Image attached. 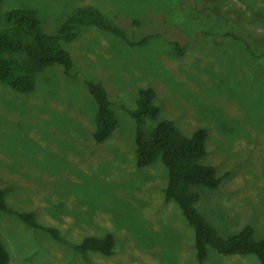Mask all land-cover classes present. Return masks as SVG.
<instances>
[{"label":"rangeland","instance_id":"obj_1","mask_svg":"<svg viewBox=\"0 0 264 264\" xmlns=\"http://www.w3.org/2000/svg\"><path fill=\"white\" fill-rule=\"evenodd\" d=\"M132 1V0H131ZM4 0L34 9L55 32L73 5L95 6L131 40L96 27L60 40L73 65L54 63L36 74L33 91L0 82V238L10 264H258L254 257L196 258L194 227L167 200L168 170L158 159L138 166V125L130 111L141 88L152 87L159 119L186 134L209 130L204 162L224 176L200 191L197 208L224 237L252 226L264 239V0ZM179 4V5H178ZM174 5V6H171ZM173 42L183 47L176 53ZM101 83L119 118L96 142ZM145 133L157 120L146 119ZM34 212L42 224H26ZM42 226L56 228L61 239ZM115 238L111 254L78 251L87 237Z\"/></svg>","mask_w":264,"mask_h":264},{"label":"trees","instance_id":"obj_2","mask_svg":"<svg viewBox=\"0 0 264 264\" xmlns=\"http://www.w3.org/2000/svg\"><path fill=\"white\" fill-rule=\"evenodd\" d=\"M127 1L135 3L134 0ZM3 2L4 0H0V82L23 93L34 90L36 74L47 66L61 63L67 71L72 68L73 59L61 46L60 40L74 41L86 27H96L135 46H141L152 36L158 35L153 33L131 40L128 32L116 22L118 19L116 16L109 17L95 6H76L72 3L70 4L73 5V11L66 15L57 31L47 32L34 9L11 7L3 14L1 12ZM173 44L176 53H183V47L178 46L180 45L178 42ZM89 89L98 107L94 139L101 143L119 126V118L111 106L107 90L101 83H89ZM155 98L156 92L152 87L141 88L136 106L130 111L138 125L136 136L138 166H150L158 159L166 166L169 182L165 188V196L168 201L172 200L178 204L194 227L198 262H203L213 249L221 256L254 257L258 264H264V239L257 238L252 226L224 237L196 206L201 189H215L224 178L218 176L214 166L204 162L209 139L208 128L201 126L191 134H186L172 119L158 120L160 107ZM146 119L157 122L145 133ZM8 208L6 189L0 186V211ZM19 216L31 227L38 228L42 225L34 212L19 213ZM42 227L50 231L57 240L61 239L56 228ZM114 242L112 234L105 238L90 236L76 246V249L99 251L108 255L113 251ZM0 264H10V253L1 238Z\"/></svg>","mask_w":264,"mask_h":264}]
</instances>
